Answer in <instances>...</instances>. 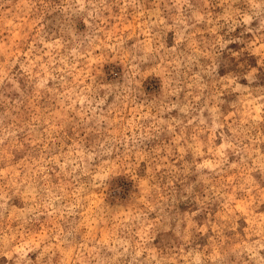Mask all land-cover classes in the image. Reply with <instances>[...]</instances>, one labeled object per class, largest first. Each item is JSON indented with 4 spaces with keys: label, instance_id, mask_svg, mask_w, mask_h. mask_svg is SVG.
Instances as JSON below:
<instances>
[{
    "label": "rangeland",
    "instance_id": "374dc122",
    "mask_svg": "<svg viewBox=\"0 0 264 264\" xmlns=\"http://www.w3.org/2000/svg\"><path fill=\"white\" fill-rule=\"evenodd\" d=\"M0 264H264V0H0Z\"/></svg>",
    "mask_w": 264,
    "mask_h": 264
}]
</instances>
